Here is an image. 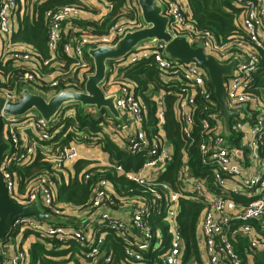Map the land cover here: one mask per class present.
Wrapping results in <instances>:
<instances>
[{
    "label": "built area",
    "instance_id": "built-area-1",
    "mask_svg": "<svg viewBox=\"0 0 264 264\" xmlns=\"http://www.w3.org/2000/svg\"><path fill=\"white\" fill-rule=\"evenodd\" d=\"M33 1L23 4L18 0H0V84L3 85L0 94L10 102L20 98L24 87L45 98L61 89H73L67 88L72 85L67 80L72 78L75 67L82 72L78 83L83 80L85 83L92 73V61L86 55L88 48L113 45L127 31L144 27L137 1L128 0L131 16L116 21L108 33L82 36L75 42L70 39L63 45V52L75 59V67H69L68 75H63L60 69L40 75L33 49L11 40L16 30L15 16L31 13ZM159 1L169 18L172 39L181 37L192 47L201 45L204 54L220 64L234 62L231 76L223 81L231 111L229 134L226 135L223 112L207 72L194 62L170 59L163 42L143 43L125 58L108 64L101 88L105 96L117 95L115 104L120 122L105 112L85 108L94 119H99L98 130L79 128L76 124L66 126L67 119L75 118L77 105H63L50 122L34 112L20 116L0 113L4 138L10 146L0 162L8 197L18 205L36 202L54 217H63L70 211L90 216L81 225L69 227L46 226L33 216L17 218L1 245L3 264L27 263V251L14 250L15 243L10 237L11 233L17 232V237L24 230L56 238L58 242L73 240L79 256L91 264H200L197 259L185 260V242L178 223L182 200L202 206L196 233L201 264H255L249 255L248 263H243L235 252L233 245L239 239L247 242L249 250L264 252V0H230L236 32L222 42L210 31L196 26L185 0ZM80 14L72 6L44 13L50 56L42 61L43 65L49 66L54 58L63 22ZM149 58L160 88L158 98L151 97L155 103V131L147 134L143 123L148 119V106L135 95L136 85L123 81L122 72ZM8 65L23 70L12 74L5 71ZM41 77L47 78L50 89L43 91L37 87L44 79ZM56 78L65 81L64 88L54 90ZM169 95L174 97L172 108L182 139L190 145L198 137L200 163L207 167L204 175H194L182 150L184 161L174 179L163 178L174 157L173 145L167 141L164 128V98ZM130 126H133L131 131ZM61 130L64 131L57 138ZM105 137L123 152L142 157L140 168L125 170L116 162L92 166L82 173V180L90 183L88 201L83 206L59 202L57 185L65 164L80 159L79 145L91 147ZM38 158L51 168L43 167L26 176L21 190L20 176L13 168L31 166ZM105 172L124 176L139 191L132 189L122 195ZM159 220L163 229L158 226ZM110 234L123 246L118 260L111 248L106 247Z\"/></svg>",
    "mask_w": 264,
    "mask_h": 264
},
{
    "label": "trees",
    "instance_id": "trees-1",
    "mask_svg": "<svg viewBox=\"0 0 264 264\" xmlns=\"http://www.w3.org/2000/svg\"><path fill=\"white\" fill-rule=\"evenodd\" d=\"M19 2L30 3L32 0H18ZM99 3L106 5V11L103 14L97 15L98 7L91 5L87 0H35L33 1V7L31 13L24 14L17 17L18 26L12 33L11 40L13 42L25 43L33 49V55L37 58V69L40 75H46L51 70H58L63 75L69 74V67L74 66L75 59L68 57L62 50L63 45L70 39L75 42L82 36H101L108 33L110 27L118 20L126 19L131 16V10L129 8L128 0H96ZM189 6L194 23L199 29H205L210 31L218 42H222L227 39L228 36L236 32V27L233 22L235 11L230 4V0H185ZM90 5H89V4ZM63 6L76 7L81 11L78 18H71L68 21L63 22L60 41L56 51L54 52V58L49 66L43 65V60L50 56L46 46V26L44 13L49 9H57ZM97 9V10H95ZM86 13H90L93 17L90 18ZM87 55V54H86ZM1 67V66H0ZM4 69V68H3ZM22 68L8 67L5 68L6 72L17 74L18 71H22ZM4 71V72H5ZM93 71V65L90 64V72ZM5 72V73H6ZM79 68L74 69L72 78L67 80L72 85L67 88H73L82 90L84 87V80L78 83L79 75H81ZM123 73V81L129 80L136 85L135 95L142 99L147 104L149 109L148 119L146 123H143L144 131L149 134L154 129V111L155 103L151 100L152 95L158 93L159 84L157 81L156 70L152 65L151 58L142 59L137 64L127 68ZM74 77V78H73ZM42 79L40 86H37L40 90L50 89V85L47 82V78ZM84 78V75H83ZM77 79V81H76ZM65 81L56 78V87L54 90L64 88ZM74 83L76 85H74ZM0 86H3L0 84ZM150 86L152 88H150ZM166 105V120L165 131L166 139L173 145L174 157L172 162L168 165V172L164 174L163 178L166 181L173 180L179 167L183 164V153L185 150L187 154L189 166L195 176L204 175L206 166L200 163L199 154L197 150L198 137L193 144L188 145L181 137L179 133V126L176 122L175 114L173 112V96H167L164 98ZM99 119H94L89 113L83 110L79 105L75 107V118L67 119L66 126L77 125L79 128L86 127L90 131L98 130ZM64 130H61L60 134H57L58 138L62 135ZM69 139V138H68ZM66 139L65 141H67ZM97 143H102V150L108 153L109 162H116L121 165L125 170L133 169L136 171L140 168L143 158L137 155H130L123 152L117 145L112 143L108 138L99 140ZM89 163L85 160H78L75 163L76 177L70 179L66 184L64 181L57 185L58 201L61 203H70L74 206H83L89 198L90 183L82 180V173L89 170L87 167ZM43 167L51 168L48 163L41 162L39 158L35 160L31 166L21 168L14 167L13 171L20 177L21 190L23 188L22 180L31 175L35 170ZM78 173L80 176L78 177ZM105 176L114 185L115 189L122 195H127L130 190L139 191L137 186L124 178L122 175L116 173L105 172ZM202 206L200 204L189 203L188 201H181V211L178 216L179 227L182 231L185 242V260L190 258L196 260L201 264L200 256L196 245L195 229L196 223L199 219ZM153 216H151L152 218ZM158 226L163 229V223L159 220ZM17 232L10 234V237L15 240ZM40 242H34L30 245L27 255L26 264H58L57 259L60 255L64 254L61 250L62 245L72 248V244L58 242L56 238H47L40 236ZM239 239V238H238ZM106 247L114 252L115 259L118 260L121 256L123 246L119 239L115 238L113 234L107 236ZM235 252L243 263H248L247 256L245 255L248 249L247 242L244 239H239L233 245ZM252 261L255 264H264L263 253L253 252Z\"/></svg>",
    "mask_w": 264,
    "mask_h": 264
},
{
    "label": "water",
    "instance_id": "water-1",
    "mask_svg": "<svg viewBox=\"0 0 264 264\" xmlns=\"http://www.w3.org/2000/svg\"><path fill=\"white\" fill-rule=\"evenodd\" d=\"M140 18L144 25L141 29L127 31L113 45L88 48L86 54L90 57L93 71L86 77L82 91L61 89L49 98L24 87L20 98L15 102L6 101L0 94V113L10 116H20L29 112L37 113L46 122H50L57 115L63 105H79L82 109L94 108L97 112H105L116 122H120L121 115L116 108V94L105 96L101 85L105 79L108 64L128 56L143 43L163 42L165 53L170 59L181 62H194L203 68L212 83L214 96L223 112L222 121L226 135L229 134L228 110L223 81L231 76L234 62L220 64L212 56L203 52L202 46L192 47L186 39L177 37L172 39L169 33V18L159 0H136ZM4 123L0 117V162L10 146L4 138ZM33 216L46 222H58V219L43 209L36 202L31 205H18L12 201L0 174V264H3L1 245L11 230L17 218Z\"/></svg>",
    "mask_w": 264,
    "mask_h": 264
},
{
    "label": "crops",
    "instance_id": "crops-1",
    "mask_svg": "<svg viewBox=\"0 0 264 264\" xmlns=\"http://www.w3.org/2000/svg\"><path fill=\"white\" fill-rule=\"evenodd\" d=\"M87 1L91 5L96 6L100 9V10L95 9V10H97L98 16L100 14L105 13L106 5L104 3H99L96 0H87ZM86 15H88L90 18H93V17L99 18L97 16H93L90 13H86ZM157 95H158V93L157 94L154 93L152 96H154V99H157L158 98ZM131 130H133V126H130V131ZM78 150H79V153L81 156L79 160L87 161L89 163L87 165V167H92L95 165L106 166L109 164V155H108V153H106L105 151L102 150V143L94 144L91 147H85L83 145H79ZM76 162H74V163L67 162L65 164V169L61 173L60 184L62 181H64L67 184L70 181V179L72 180L76 177L75 168H74ZM77 176L79 177L80 173H78ZM84 213H80L78 211H70V212L66 213L63 217H56L55 216V218L58 219V222H46V221L39 220L36 217L34 219L41 221L46 226L59 225V226L67 227L68 225L70 226V224L73 226H79L83 222H85L87 219H89V217H90L87 214L84 215ZM195 230H196L195 231V236H196L197 223H196V229ZM39 237L40 236L38 234H36L35 232L24 230V231L20 232V234L15 238V240L13 242V243H15V244H13V248H14V250L15 249H24V250L28 251V249L32 243L37 242V241L40 242ZM43 237H45V236H43ZM66 241L71 242L72 248L67 247V245H62L61 250L64 251V254L60 255L57 259H54L55 261H58L57 262L58 264H71V263L72 264H91L90 262L86 261L85 259H83L82 257L79 256L78 251H77V247L75 246L73 240L67 239ZM70 242H66L65 244L70 243ZM15 245L17 247H15ZM244 252H245V255L247 257L249 255L250 258L252 259V254H254L253 251L246 250ZM261 253H263V260H264V252H261ZM66 255H69V258L67 261H63L61 258H63Z\"/></svg>",
    "mask_w": 264,
    "mask_h": 264
},
{
    "label": "rangeland",
    "instance_id": "rangeland-1",
    "mask_svg": "<svg viewBox=\"0 0 264 264\" xmlns=\"http://www.w3.org/2000/svg\"><path fill=\"white\" fill-rule=\"evenodd\" d=\"M17 26H18V20H17V16H15V20H14V27H15V29H17ZM74 78V77H73ZM76 81H77V79H76ZM67 256V257H66ZM66 256H64L63 258H61L63 261H67L68 260V258H69V255H66ZM71 261V260H70ZM72 262V261H71ZM74 262V261H73ZM72 264V263H71Z\"/></svg>",
    "mask_w": 264,
    "mask_h": 264
}]
</instances>
